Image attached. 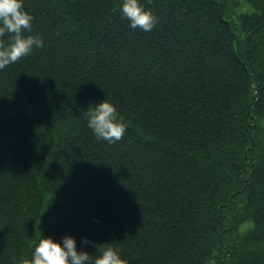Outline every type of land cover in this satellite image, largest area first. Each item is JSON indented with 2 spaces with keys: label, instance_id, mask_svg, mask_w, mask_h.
<instances>
[{
  "label": "trees",
  "instance_id": "16d2710c",
  "mask_svg": "<svg viewBox=\"0 0 264 264\" xmlns=\"http://www.w3.org/2000/svg\"><path fill=\"white\" fill-rule=\"evenodd\" d=\"M121 2L23 0L44 44L0 68V264L40 234L128 264H264V0H141L150 31ZM104 98L114 143L87 125Z\"/></svg>",
  "mask_w": 264,
  "mask_h": 264
},
{
  "label": "clouds",
  "instance_id": "9594fccd",
  "mask_svg": "<svg viewBox=\"0 0 264 264\" xmlns=\"http://www.w3.org/2000/svg\"><path fill=\"white\" fill-rule=\"evenodd\" d=\"M119 10L132 28L150 31L154 27L155 16L141 0H122ZM33 19L32 13L24 8L23 0H0V37L12 34L10 43L0 40V68L43 46L44 41L38 34H24L31 28ZM89 104L92 106L85 113L87 125L97 138L109 143L121 139L127 124L119 118L116 105L106 98ZM81 243L91 244L98 254L93 256L86 248L78 247L71 234H64L59 240L40 234L30 257H22L19 264H128L127 258L110 242H96L82 236Z\"/></svg>",
  "mask_w": 264,
  "mask_h": 264
},
{
  "label": "rangeland",
  "instance_id": "374dc122",
  "mask_svg": "<svg viewBox=\"0 0 264 264\" xmlns=\"http://www.w3.org/2000/svg\"><path fill=\"white\" fill-rule=\"evenodd\" d=\"M246 9H248V6L245 3H243L242 6L239 8V10H241V11L246 10Z\"/></svg>",
  "mask_w": 264,
  "mask_h": 264
}]
</instances>
